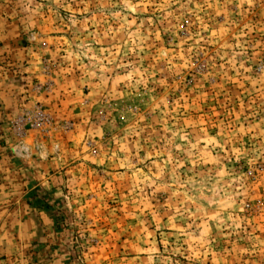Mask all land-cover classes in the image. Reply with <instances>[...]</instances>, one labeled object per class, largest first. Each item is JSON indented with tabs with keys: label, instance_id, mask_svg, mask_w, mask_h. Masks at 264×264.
Returning <instances> with one entry per match:
<instances>
[{
	"label": "clouds",
	"instance_id": "clouds-1",
	"mask_svg": "<svg viewBox=\"0 0 264 264\" xmlns=\"http://www.w3.org/2000/svg\"><path fill=\"white\" fill-rule=\"evenodd\" d=\"M0 264H264V0H0Z\"/></svg>",
	"mask_w": 264,
	"mask_h": 264
},
{
	"label": "crops",
	"instance_id": "crops-1",
	"mask_svg": "<svg viewBox=\"0 0 264 264\" xmlns=\"http://www.w3.org/2000/svg\"><path fill=\"white\" fill-rule=\"evenodd\" d=\"M0 135H3V133H0ZM0 146H3V141H0Z\"/></svg>",
	"mask_w": 264,
	"mask_h": 264
}]
</instances>
